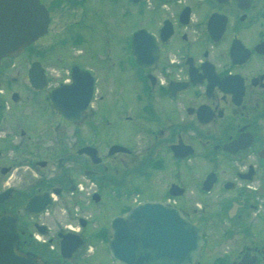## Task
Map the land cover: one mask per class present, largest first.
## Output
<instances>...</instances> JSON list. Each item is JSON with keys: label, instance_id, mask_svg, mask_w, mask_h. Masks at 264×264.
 <instances>
[{"label": "flooded vegetation", "instance_id": "flooded-vegetation-1", "mask_svg": "<svg viewBox=\"0 0 264 264\" xmlns=\"http://www.w3.org/2000/svg\"><path fill=\"white\" fill-rule=\"evenodd\" d=\"M39 1L47 34L0 62L1 80L25 71L22 91H0V215L16 217L21 248L74 264L92 247L77 264H102L101 249L115 264L103 243L110 219L136 199L171 200L202 230L197 264H264V0ZM60 10L75 20L56 31ZM91 17L101 23L92 48L108 47L87 54L110 68L88 69L62 50L95 30ZM76 65L92 73L94 99L71 121L50 95L73 82ZM67 201L94 203L76 209L86 213L75 214L77 229L50 214ZM95 205L117 213L100 225ZM44 232L52 244L75 233L84 245L68 261L50 257L34 241Z\"/></svg>", "mask_w": 264, "mask_h": 264}, {"label": "water", "instance_id": "water-1", "mask_svg": "<svg viewBox=\"0 0 264 264\" xmlns=\"http://www.w3.org/2000/svg\"><path fill=\"white\" fill-rule=\"evenodd\" d=\"M49 23L48 11L39 0H0V61L22 53L47 33ZM139 47L135 37L133 50L137 62L142 64L137 54ZM34 76L37 75L32 72V85L40 89L43 82ZM93 91L92 75L76 66L73 83L61 85L50 98L62 115L77 121L89 108ZM37 202L32 200L26 210ZM44 202L43 209L50 200ZM108 234V248L116 264H197L204 244L201 228L172 204L164 202L146 201L114 218ZM60 237L62 257L70 259L83 242L72 234ZM19 243L16 217L9 213L0 215V264H45L32 253L22 252Z\"/></svg>", "mask_w": 264, "mask_h": 264}, {"label": "rangeland", "instance_id": "rangeland-1", "mask_svg": "<svg viewBox=\"0 0 264 264\" xmlns=\"http://www.w3.org/2000/svg\"><path fill=\"white\" fill-rule=\"evenodd\" d=\"M65 11H59L57 14H56V20H55V27L54 30L56 31H59L61 30V28L63 26H67L69 22L71 21H74L75 19L72 18V17H64V20H63V16L62 14H64ZM90 25H95L96 28L95 30H92V29H89V30H85V36L82 37L80 40L78 41H75L73 42L72 40H68V44L60 47V49L62 48L63 51H75L74 54L76 56V62L77 64H83L84 67L86 68H90L92 66H94L96 68V70H99L101 67H108L110 68L108 62L105 60H103L102 58H92L90 57L87 52L92 48V46L94 45V43H96V35L99 34L100 32V27H101V23L100 21H98L96 19V21H93V18L91 17V20L89 22ZM59 29V30H57ZM73 30H71V33H72ZM92 37V38H91ZM90 39H91V42H90ZM62 45V44H61ZM120 45V44H118ZM101 47L104 51H106L108 45L107 44H104V45H100L99 44V40H98V43L95 47H93L92 49H95L96 47ZM67 54V53H65ZM91 59V60H90ZM119 59H122V58H114L115 61H118ZM22 60V59H20ZM20 64V62L17 61V64ZM24 72L25 71H22L21 72V75H18L17 73V70L16 71H13L10 73L8 79L10 80L9 81H6V80H1L0 79V91L3 92L5 91L6 87H10V89L12 87L14 88H19L20 90L23 89L22 87V82H23V79H24ZM19 78V82L17 84H14V79L13 78ZM22 91V90H21ZM2 94V93H0ZM160 178V177H159ZM158 180L156 179V182ZM12 185V184H11ZM163 182H162V186H163ZM145 192H148V193H151L153 194L154 192H150L148 190H145ZM83 205L79 204V206H75L73 204V202L71 201H67L66 203H56L53 210L50 211V214L55 218V220H57V222H62L64 223V225L67 226V228H75L77 229V219H78V216L76 217L75 214L81 216V214H86V213H83V211H77L76 209L80 208V207H83V208H92L94 206V203L92 202L91 204H87L86 203H82ZM82 209V208H81ZM83 210V209H82ZM70 212H71V215H70ZM106 212H104L103 210V207L102 206H96L95 205V210L93 212V215H94V220L96 221V223H99L100 225L101 224H104V225H107V219H109V217H112L113 215H115V213H117L116 211H108V214L106 215V217L104 216ZM73 217V218H72ZM111 221V219H110ZM95 227V226H93ZM96 232V230L94 229H90L88 231V234L89 236H92L94 233ZM264 237V236H263ZM47 240L48 238L45 237ZM104 243V248L106 246V243ZM53 245L55 246V249L52 251L53 253H55V255L57 256V254L60 255V251H59V244L58 243H53ZM94 247L97 248V245L96 244H92ZM51 250V249H50ZM97 257H101L102 258V264H109V257L107 256V254L101 249V252H100V256L97 255ZM74 259H76L77 261L74 262V264H77V262L81 261L83 262L84 260L86 259H89L88 257V253H87V250L86 248L80 250L76 256L73 257Z\"/></svg>", "mask_w": 264, "mask_h": 264}]
</instances>
